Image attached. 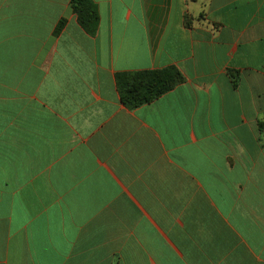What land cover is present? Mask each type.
Here are the masks:
<instances>
[{
  "label": "crops",
  "instance_id": "crops-1",
  "mask_svg": "<svg viewBox=\"0 0 264 264\" xmlns=\"http://www.w3.org/2000/svg\"><path fill=\"white\" fill-rule=\"evenodd\" d=\"M94 1L0 0V264H264V0Z\"/></svg>",
  "mask_w": 264,
  "mask_h": 264
},
{
  "label": "trees",
  "instance_id": "trees-1",
  "mask_svg": "<svg viewBox=\"0 0 264 264\" xmlns=\"http://www.w3.org/2000/svg\"><path fill=\"white\" fill-rule=\"evenodd\" d=\"M74 13L79 25L91 36H95L99 29L100 13L94 0H71ZM62 20L58 29H62ZM234 85L237 83V74ZM236 77V78H235ZM117 87L122 103L130 109L150 103L166 94L177 85L185 81L184 74L176 66L161 69L123 71L116 76ZM260 130H264V122L259 123Z\"/></svg>",
  "mask_w": 264,
  "mask_h": 264
}]
</instances>
